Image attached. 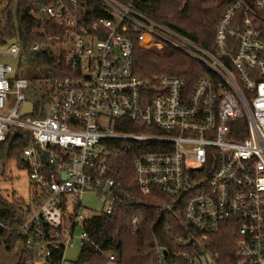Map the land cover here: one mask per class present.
Masks as SVG:
<instances>
[{"label":"built area","instance_id":"2783aa9c","mask_svg":"<svg viewBox=\"0 0 264 264\" xmlns=\"http://www.w3.org/2000/svg\"><path fill=\"white\" fill-rule=\"evenodd\" d=\"M19 1L0 0V143H27L20 167L30 209L12 229L32 264H64L70 247L91 241L85 226L93 216L134 203L123 196L115 166L121 154L130 158L138 192L166 196L160 213L176 218L164 229L168 244L156 247L157 264L226 263L220 234L234 243V264H264V0H231L213 50L126 0H100L106 17L92 21L86 0L36 5L32 35L40 41L29 46L15 7L16 30L1 41V10ZM7 28L5 21V36ZM136 46L161 57L178 50L208 75L193 86L180 76L142 78ZM40 53L61 74L41 80L44 105L33 96L40 79L28 78L30 54ZM26 102L31 113H23ZM86 193L101 211H81ZM141 221L133 217V234ZM12 229L0 222V231Z\"/></svg>","mask_w":264,"mask_h":264},{"label":"trees","instance_id":"16d2710c","mask_svg":"<svg viewBox=\"0 0 264 264\" xmlns=\"http://www.w3.org/2000/svg\"><path fill=\"white\" fill-rule=\"evenodd\" d=\"M57 0H21L17 4L10 2L6 9L1 10L4 21L1 41H5L16 30L14 24V8L18 28L23 31L24 45L29 46L40 38L32 35V9L36 5H45ZM89 20L106 17L105 7L100 0H86ZM132 2L141 12L155 21L163 24L198 44L206 50H213L215 27L222 17L227 4L231 0H126ZM251 5L253 0H242ZM5 21L8 33L5 36ZM23 34V32H22ZM23 34V35H24ZM32 68L28 71L31 81L53 80L61 75L53 69L54 60L47 53L30 54ZM134 67L142 78L154 75L184 77L189 86H193L200 78L208 75L205 66L178 51L171 50L169 57L157 56L156 53L138 46L134 49ZM38 70L43 71L42 75ZM42 76L44 78H42ZM47 101L45 98L41 104ZM26 142L17 137L10 144L0 143V161L5 158L15 162L19 167L21 153ZM120 171L119 180L123 185V196L133 198V204L119 203L111 215H96L86 223V230L90 233V242H86L80 249L75 264H157V245L168 244V237L164 233L168 219H175L173 214L160 213L161 203L169 199L161 194V201H156L153 195H142L138 192L133 179L132 165L127 155L121 154L115 163ZM29 207L21 198L7 200L0 197V222L9 228L19 226ZM134 216L142 218L138 231L133 234L131 221ZM220 243L226 245L223 253L229 255V260H222V264H234V243H228L226 235L218 236ZM21 245L18 264H32L33 255L20 242L16 231H0V245L12 251L16 245ZM113 256L111 262L109 257ZM54 259L56 258L53 257Z\"/></svg>","mask_w":264,"mask_h":264},{"label":"rangeland","instance_id":"374dc122","mask_svg":"<svg viewBox=\"0 0 264 264\" xmlns=\"http://www.w3.org/2000/svg\"><path fill=\"white\" fill-rule=\"evenodd\" d=\"M161 45L165 47L164 44ZM31 63L32 61H30V64ZM38 71L42 75L44 74L43 71ZM42 78L44 77L42 76ZM44 87L45 86L41 81V84L33 91V96H35L34 100L37 104H39L41 100L44 99ZM30 196L31 185L27 171L19 167L15 162L8 161L6 157L2 158L0 161V197H3L9 201L13 198H21L25 202H28L30 200ZM101 208L102 202L99 201L95 196L86 193L82 197V212H99L101 211ZM79 233L80 231L76 230L75 235H78ZM20 250V244L16 245L12 251H8L4 245H0V264H18ZM79 253L80 246L78 243H75L66 251V260L64 264H75L79 257Z\"/></svg>","mask_w":264,"mask_h":264},{"label":"water","instance_id":"95a60500","mask_svg":"<svg viewBox=\"0 0 264 264\" xmlns=\"http://www.w3.org/2000/svg\"><path fill=\"white\" fill-rule=\"evenodd\" d=\"M33 105L31 102H26L23 108V113H31L32 112Z\"/></svg>","mask_w":264,"mask_h":264}]
</instances>
